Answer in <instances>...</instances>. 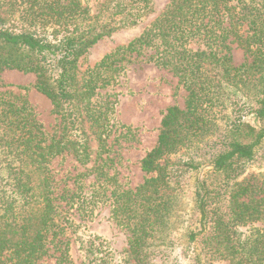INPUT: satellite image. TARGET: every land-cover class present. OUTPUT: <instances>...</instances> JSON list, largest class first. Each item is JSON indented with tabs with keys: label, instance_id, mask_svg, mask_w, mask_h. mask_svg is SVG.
<instances>
[{
	"label": "trees",
	"instance_id": "obj_1",
	"mask_svg": "<svg viewBox=\"0 0 264 264\" xmlns=\"http://www.w3.org/2000/svg\"><path fill=\"white\" fill-rule=\"evenodd\" d=\"M89 1L0 0V71L35 75V89L60 120L49 137L25 98L0 92V264H44L48 257L72 264L66 234L77 223L51 164L68 153L87 165L89 130L101 154L108 150L113 111L95 99L117 82L122 50L82 79L79 60L105 37L137 26L148 9L142 0H113L92 14ZM240 1L171 0L123 49L169 71L187 94L184 107L167 109L158 142L141 162L147 175L141 185L127 189L100 165L94 192L71 198L85 219L110 202L135 264L170 258L179 197L202 170L192 191L191 264H264V175L246 177L253 164L264 166V6ZM233 45L247 57L240 65ZM253 224L262 227L243 232ZM81 249L90 264L112 261L97 238Z\"/></svg>",
	"mask_w": 264,
	"mask_h": 264
},
{
	"label": "rangeland",
	"instance_id": "obj_2",
	"mask_svg": "<svg viewBox=\"0 0 264 264\" xmlns=\"http://www.w3.org/2000/svg\"><path fill=\"white\" fill-rule=\"evenodd\" d=\"M110 1L113 0H90L86 4L92 14H96L105 3ZM142 1L148 9L137 26L119 29L109 37H105L79 60V78L82 79L106 57L122 50L117 55L120 70L117 82L100 91V95L95 99L98 105L110 103L113 111L108 150L101 154L94 130H89L93 153L87 165H80L68 153L59 156L51 164L52 176L58 183L60 199L77 223L76 231L69 230L66 234L69 239L72 264H90L81 249L82 244L90 238L99 239L110 250L112 261L109 260L108 264H135L128 256V234L112 219L110 202L100 203L95 208L93 217L85 219L79 217L77 205L71 198L77 193L79 195L84 193L88 197L94 192L98 187L96 170L100 165H104L105 171L110 175H116L122 186L127 189H135L141 185L147 178L141 170V162L158 142L161 122L167 109L175 105L184 107L185 104L187 94L179 85L178 78L169 71L156 67L147 60V57L123 53V49L135 41L171 2V0ZM237 2L241 1L235 0V3ZM232 48L235 63L242 64L247 59L244 52L237 45H233ZM36 81V76L33 74L0 71V92H10L17 97L25 98L37 114V120L44 131L52 137L59 130L60 120L51 101L35 89ZM249 120L255 123L252 118ZM204 172L205 170H202L188 179L185 190L179 197L180 205L173 218L176 246L165 264H191L187 237L191 230L190 221L194 211L192 191L195 180ZM262 175H264V166L255 163L250 167L246 177L262 181ZM254 227L261 228L262 225H249L243 229V232L253 235ZM155 261L159 264L164 262L161 256ZM43 263L56 264V258H45ZM95 264L99 263L95 262Z\"/></svg>",
	"mask_w": 264,
	"mask_h": 264
}]
</instances>
